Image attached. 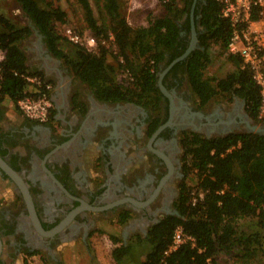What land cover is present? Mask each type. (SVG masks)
<instances>
[{"label": "flooded vegetation", "instance_id": "flooded-vegetation-1", "mask_svg": "<svg viewBox=\"0 0 264 264\" xmlns=\"http://www.w3.org/2000/svg\"><path fill=\"white\" fill-rule=\"evenodd\" d=\"M193 23L198 34L191 12L180 56L193 39ZM188 57L172 65L177 58L168 63V55L153 97L99 100L66 68L65 79L58 76L53 88L50 122L23 114L14 121L0 108V158L26 185L41 226L17 180L0 165V264H24L38 252L61 260L64 247L77 240L90 253V240L108 221L120 227V245L146 236L166 216H181L186 135L248 131L244 99L214 98L206 104L196 99L184 63ZM123 213L127 220L120 223Z\"/></svg>", "mask_w": 264, "mask_h": 264}, {"label": "trees", "instance_id": "trees-1", "mask_svg": "<svg viewBox=\"0 0 264 264\" xmlns=\"http://www.w3.org/2000/svg\"><path fill=\"white\" fill-rule=\"evenodd\" d=\"M76 1L84 10L88 28L99 40L109 38V31L113 32L118 51L115 56L108 54L104 46L99 52H92L73 45L70 53V48L65 49L66 38L56 27L57 23L67 21V11L50 0H16L43 35L49 51L63 59L75 77L89 85L99 100L155 96L161 63L168 55L170 63L187 46L182 32L191 30L195 0H181L183 6L180 0H162L165 14L152 17L148 25L137 27L127 20L122 0ZM93 1L101 3L105 14L103 21L95 14ZM194 17L199 47L184 63L196 99L206 104L219 95H228L229 102L238 96L245 100L250 116L259 121V87L250 69L242 66L239 56L229 54L228 59L237 69L226 77L215 79L206 74L212 61L211 45L216 43L227 50L232 34L229 19L221 15V4L217 0H197ZM32 33V26L19 25L6 14H0V49L5 52L0 62V101L8 97L17 106L19 98L31 93L25 75L46 78L41 70L28 65L22 47V41ZM180 46L183 49L180 50ZM123 70H128L134 78L127 85L118 78ZM184 146L187 176L193 173L197 177V187L203 196L197 194L195 198L192 187L185 182L178 201L181 216H166L154 224L146 236L137 234L128 244L116 245L112 250L116 264H126V260H136L137 264H161L164 251L179 225L196 238V245H182L164 264H215L219 251L252 256L263 249L259 234L241 231L238 221L257 217V223L264 225V134L243 132L207 138L193 133L186 135ZM126 220L127 214L123 213L120 223ZM113 239L117 244L121 241L120 236ZM143 243H148L150 249L144 259L137 260V250Z\"/></svg>", "mask_w": 264, "mask_h": 264}, {"label": "rangeland", "instance_id": "rangeland-1", "mask_svg": "<svg viewBox=\"0 0 264 264\" xmlns=\"http://www.w3.org/2000/svg\"><path fill=\"white\" fill-rule=\"evenodd\" d=\"M50 1H52L55 6H60L62 9L67 11V21L64 23H57L56 25L57 30L62 36L65 26H73L79 30L88 29V25L85 21L84 10L80 7L76 0ZM92 4L95 14L101 21H103L105 19V14L102 11L101 3L98 4L97 2L93 1ZM122 4L127 20L134 27L148 25L149 19L152 17L162 16L165 14L162 0H122ZM183 4L184 3L181 1L180 5L183 6ZM1 13L9 16L19 25H33V22L25 15L16 0H0V14ZM110 33L113 32L110 30L108 36ZM66 40L67 41L65 42L67 43V47L65 46V49L67 48L68 50V48H70L69 51L72 53L73 45L77 46V44L70 42L67 38ZM108 44L109 47L104 46L106 52L115 56L116 53L114 52L112 43L109 41ZM22 47L26 53L28 65L32 68L41 70L46 76V79L50 80L54 87L57 84V80L60 79L58 76H61V78L65 79L66 72H64V70L66 68L69 70L68 72L72 78L79 81V79L75 77L69 65L64 62L63 59L56 57L49 51L48 46L44 41V37H41L38 33H36L34 28L33 33L22 41ZM209 52L211 54L212 61L206 69V74L208 76L215 79H221L237 69L236 64L228 59L230 54L228 50H224L219 44L213 43L209 49ZM58 59H60L61 62L56 64ZM49 68L52 69L50 70ZM77 86L80 88L83 87L81 84ZM216 98H218L219 101L225 102L228 99V95L223 94ZM4 104H6L5 110L7 112L11 111L13 113V115H9L10 117L7 115V117L14 119V121H18L22 116V113L19 111L17 106H15L13 103L12 105H8L7 101ZM254 120L257 124H264V122L261 120ZM186 182L188 186L192 187L191 193L195 198H197V194L203 196V193L199 191L197 187V177L193 173H189ZM11 197L12 195H10V198ZM257 222V217H245L238 221V226L240 227L241 231L244 230L256 232V234L258 233L262 241L263 249L252 256L244 255L243 253H237L236 255L230 254L226 251H219L215 259V264H264V225L260 226ZM110 223H112V226ZM101 225V228H103L101 232L103 233L95 234L93 239L90 240V253L87 252L84 246L78 250L77 254L80 257L79 259H81V262L87 264H116V261L112 255V250L116 245L119 244L112 242L110 235L120 236V227L117 226L114 221H108V223H102ZM134 237L135 236H133V238ZM149 249L150 246L148 243H143L140 245L137 250V260L139 258L144 259V256L146 252L149 251ZM38 253L39 254L36 256L25 257L26 260L24 264H71L73 261L68 253L66 255L62 253L61 255L65 256L61 257V260H49L44 256L40 257V254H42L41 252ZM126 264H137V262L136 260H126Z\"/></svg>", "mask_w": 264, "mask_h": 264}, {"label": "built area", "instance_id": "built-area-1", "mask_svg": "<svg viewBox=\"0 0 264 264\" xmlns=\"http://www.w3.org/2000/svg\"><path fill=\"white\" fill-rule=\"evenodd\" d=\"M221 4V15L228 18L232 34L228 44V52L237 55L242 60V66L252 72L253 79L260 91L259 120H264V0H217ZM63 36L70 42L99 52L102 46H108L109 41L117 53V45L113 33L109 38L99 40L90 28L79 30L73 26H65ZM109 47V46H108ZM5 58V52L0 49V62ZM122 62L123 59L121 58ZM1 74V67H0ZM30 82V92L17 101V108L26 117L40 123H48L54 118L53 84L41 76H24ZM121 83L129 84L134 79L128 70L119 72ZM196 245V238L188 234L183 226L175 228L171 243L164 251L162 263L182 245Z\"/></svg>", "mask_w": 264, "mask_h": 264}, {"label": "water", "instance_id": "water-1", "mask_svg": "<svg viewBox=\"0 0 264 264\" xmlns=\"http://www.w3.org/2000/svg\"><path fill=\"white\" fill-rule=\"evenodd\" d=\"M196 2L197 0L194 1L193 3V7H192V17L194 16L193 15V12H194V8H195V5H196ZM32 27L36 30V33H38L41 37H43V35L39 32V30L35 27V25L33 24ZM198 47V34H197V31H196V28H195V24L193 23V39L190 43V46L188 47V49L186 50V52L180 56L179 58L175 59L173 62H172V65H174L176 62H178L179 60L187 57L188 55H190L196 48ZM61 60L58 59L56 61V64L60 63ZM50 70L52 68H49ZM164 73L161 74V78H160V83H161V86H162V77H163ZM245 103V102H244ZM244 121L246 123V126H247V132H257V133H261V134H264V124L263 125H260V124H257L254 120V118L252 116H250V114L248 112H245L244 113ZM0 165L8 172L12 175V177H14L18 184L21 186L28 202H29V206H30V212H31V215H32V218L36 224V226L38 228H41L40 226V223H39V220H38V217L36 215V212H35V209L32 205V202H31V199H30V194L28 192V189L26 187V185L24 184V182L20 179V177L18 176V174L13 171L1 158H0ZM52 232H48V234H51ZM0 250H1V242H0Z\"/></svg>", "mask_w": 264, "mask_h": 264}, {"label": "crops", "instance_id": "crops-1", "mask_svg": "<svg viewBox=\"0 0 264 264\" xmlns=\"http://www.w3.org/2000/svg\"><path fill=\"white\" fill-rule=\"evenodd\" d=\"M4 101V102H3ZM8 102V105H12V103L14 104V102L10 99V98H8V97H6L4 100H2V101H0V108H2L3 110H4V112H5V115L7 116H9V115H13V113L11 112V111H6L5 110V107H6V104H4L5 102ZM5 105V106H4ZM15 105V104H14ZM10 117V116H9ZM10 119H12V118H10ZM82 248V245H81V243L77 240V241H73L70 245H68V246H65L64 247V254L66 255L67 253L70 255V257L72 258V262H71V264L73 263V264H87V263H84V262H81L80 260L81 259H79L80 257H79V255L77 254V252H78V250H80ZM84 248V247H83ZM74 253H75V255H74ZM71 254H72V256H71ZM78 260V261H77ZM90 264H92V263H90Z\"/></svg>", "mask_w": 264, "mask_h": 264}]
</instances>
